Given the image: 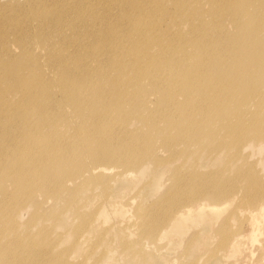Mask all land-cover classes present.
I'll use <instances>...</instances> for the list:
<instances>
[{
	"label": "bare ground",
	"instance_id": "bare-ground-1",
	"mask_svg": "<svg viewBox=\"0 0 264 264\" xmlns=\"http://www.w3.org/2000/svg\"><path fill=\"white\" fill-rule=\"evenodd\" d=\"M253 1L237 11L233 8L236 0H24V6L12 3L11 7L20 11L11 9L13 15L2 13L0 19L25 18L30 28L19 32L25 40L33 37L41 42L31 43V48L41 47L47 61L41 64L25 51L15 59L16 55L0 50V158L10 153L7 163L0 160V178L12 180L11 189L0 186V195L15 194L17 200L11 207L2 199L3 215L21 209L27 194L41 193L56 199L73 189H68L69 183L76 182L74 188L80 184L83 191L100 187L104 205L112 195L108 185L111 179L107 177L111 168L107 165L122 168L112 178L130 180L135 166H143L148 157L153 158L148 154L157 148V129L165 122L171 126L175 120L173 140L168 139L166 144L171 145L170 149L181 143L194 149L193 155L185 154L192 161L188 170L196 169L200 159L217 167L214 176L194 170L187 173L191 181L187 198H229L238 187L242 189L241 204L220 221L221 209L215 205L195 204L192 208L197 215L189 218L183 216L190 210H179L170 220L166 211L163 219L139 213L137 220L139 223L143 218L140 234L144 238L138 235L128 241L120 236L124 251L135 254L134 247L143 240L159 236L157 240L161 241L169 232L181 246L188 220L197 226L204 221L203 241L209 232L218 236L215 264H237L242 257L251 258L249 264H264V244L257 246L255 242L256 236L264 232V183H260L258 175L259 165L264 171V29L259 27L264 26V12ZM208 2L210 9H205ZM169 4L173 5L172 13ZM260 6L264 7V0H260ZM208 15L219 23L226 16L232 24L238 18V26L243 25L241 33L234 36L221 24L209 26ZM165 20L166 26L159 25ZM217 37L234 38L229 48H234V41L239 39L243 43L249 40L255 47L239 45L235 47L236 55H229L227 49L211 45L218 42ZM193 50L198 53L187 60L186 51ZM98 57L104 62L95 72L93 64ZM175 58L179 62L176 67L165 63ZM126 69L127 75H122ZM142 81L147 84L142 90L150 94L140 92ZM107 83L110 93L102 86ZM152 94L158 99L149 109L146 102H151ZM10 95H15L17 101L8 102ZM27 109L28 124L18 130V118L24 116L12 114ZM72 116L80 120L79 128L89 130L72 132L77 125L66 123ZM35 117H43L45 124H34ZM53 118L60 119V123ZM129 122L137 125L134 133L128 131ZM249 147L263 154L256 163L249 162ZM201 178L202 186H194ZM74 196L70 192L62 214L73 207ZM123 209L118 210L119 214L127 213ZM204 211L211 216L206 218ZM81 220V227L89 222ZM97 223L103 227L102 222ZM243 228L248 229L246 235L237 232ZM16 237L12 253L3 252L0 245V264H67L66 252L56 251L52 241L27 246ZM245 240L248 245L242 247ZM195 241L190 238L183 249L182 256L193 259L191 264H197L192 245Z\"/></svg>",
	"mask_w": 264,
	"mask_h": 264
},
{
	"label": "rangeland",
	"instance_id": "rangeland-1",
	"mask_svg": "<svg viewBox=\"0 0 264 264\" xmlns=\"http://www.w3.org/2000/svg\"><path fill=\"white\" fill-rule=\"evenodd\" d=\"M23 1L24 0H0V17L2 13L9 15L11 14L10 12H13V9L16 11V8L11 7L12 3H15V5H23ZM249 1L250 0H236V4L233 8L237 11L241 5L244 3L248 4ZM253 3L256 6H259L260 10L264 12V7L260 6V0H254ZM210 5V2H208V4L204 6L205 9H207V6H209L210 9ZM146 6L148 5L146 4ZM168 6L169 12H174L173 5L169 4ZM145 8L149 9L148 7ZM17 11L20 10L17 9ZM231 13L233 14L232 11ZM17 17V19H14L13 16L8 19H0V22H3V24H0V30H3L2 34L0 33V50L5 51L9 55H16L15 59L18 58L21 51L31 52L41 64H45L47 61V53L45 54V51L41 47H36L35 50L31 48V43L38 44L41 42L34 41L33 37H29L31 40L24 39V35L19 32V29L30 28V24L25 21V18L22 16ZM235 17L237 18L236 15ZM211 18L213 17L210 15L206 17V20L210 23H207L209 26L212 24H221L223 30H226L234 36H238L242 31L243 25L238 26V18L234 24L230 22V17L228 16H226L225 19H221V23L213 22V19ZM159 25L166 26L167 21H162ZM259 27L264 29V26ZM56 32L59 33L57 30ZM63 37L64 36L62 35V38ZM18 39L23 45L18 43ZM232 39L234 38L217 37L215 40L218 42L211 45H218L222 49H227L225 51L229 53V55H236L235 47L239 45L244 46L246 49L255 47L249 40L243 43L239 39L234 41V44L232 45L234 48H229ZM153 51L155 52L156 50ZM205 51L207 52L206 49ZM186 53L188 54L186 58L189 60L190 55L198 52L193 50L189 53L186 51ZM159 57H164V54ZM103 62V59L100 57L97 58V63L93 64L95 72L100 69V65ZM165 63H172L171 65L173 66L171 67L174 68L179 62L178 59L175 58L172 62ZM111 75L116 76L117 74L112 73ZM122 75H127V69ZM102 86L103 89L106 90V93H110V86L108 83L102 84ZM146 86L147 84H144L142 81L140 83V92L150 94L151 91L149 93V91L142 90L145 89ZM157 94L160 97V92H157ZM152 95L153 96L149 97L151 102H146V106H148L149 109L154 107V102L158 99L157 95ZM7 100L8 102L14 103L17 101V97L15 95H10V99L7 98ZM105 103L110 105L109 102ZM12 115L24 116L18 118L16 123L18 125V130L21 128V125L28 124L30 116L28 114V109L24 113L21 111H15ZM49 116L53 117L51 114ZM33 120H35L34 124H37V121L45 124L43 117H35ZM52 120H56L60 123V119L58 118H53ZM175 122L176 121L173 120L171 126L166 122L160 125L161 128L157 129L155 132L156 134H160L157 136V148L154 153L149 152L148 154V156L153 155V158L148 157L147 163L143 166H135L132 169V171H135L133 172L134 176H132L130 180L120 181L117 177L112 178L111 175L118 173V170H121L122 168H118L116 165L112 168L107 165V167L111 168L110 171H112H109V174L107 175V177L111 179L110 184L108 185L110 186V193L112 192V195L109 202H106L104 205H102L103 194L102 191H100V187H93V191H91L90 188L87 189V191H83V188L79 187L80 184L77 186L78 188H74L78 183L76 182L74 184L69 183L67 185L68 189H73L67 191L63 195H59V197L57 196L56 199L54 197L46 198L41 193H36L34 196L27 194L25 204L21 209H17L15 212H7L5 215H3L1 209L0 245L3 246L1 250L3 252L12 253L15 249L13 240L16 235L20 241L27 246L32 243L44 245L45 243L52 241L55 245L56 251L66 252L67 264H191L189 261H192L193 259L190 258V260H188L182 256L183 249L186 241L190 238H196V241L193 242L192 245L194 247V259L197 260V264H215V247L218 244V236L217 234H214V232H209L208 235H205L207 238L206 241H203L201 233L205 229L204 221H200L201 225L197 226L188 220V223L185 226L187 235L183 237V242L180 244L181 246H179L176 241L172 240L173 232L165 234L164 240L162 239L161 241L157 240L159 236L157 239L154 237L152 239H146V241L143 240V243L134 247L137 251L135 254L125 252L123 244L119 241L120 236L128 238V241H134L138 235H140L139 238H144V236L140 234V230L143 227V221L141 223L143 218L139 220V223L137 220L140 218L139 213L141 216L142 213H146L147 216L158 215L159 218H162L165 215L164 211H166L168 216L167 219L170 220L174 213H177L179 210H183L185 213L187 210H190V212L186 213V216L183 217H196L197 213L192 208L195 204H203L205 206L215 205L221 209L220 216L215 214V216L219 217L218 221H220V219L223 220L233 208H236V206L241 204L242 189H239L238 187H236L234 192L229 195V198L224 196L218 199H212L208 195L205 197L199 196L195 201H190L191 198H187V195L191 194L189 191L191 181L190 176L187 173L194 170L197 173L214 176L217 167L213 164H206V162H204L206 160L200 159L201 162L197 165L196 169L188 170L192 167V161L189 160L187 156L193 155L194 149L191 147L186 148L184 143L178 144L179 146L176 145L177 147L173 146V148L170 149L171 145L167 146L166 144L168 139H171V142L173 140L175 132L172 127ZM66 123L77 125L76 129H72V132H86L89 130L79 128L80 120L73 116L68 118ZM127 126L128 131L131 133L136 131L137 125L135 123L129 122ZM46 130L48 129L46 128ZM248 151L250 163H256V161L263 155H260L258 149L255 147H249ZM179 154H183L186 158L180 157ZM9 156L7 158H0V160L7 163ZM258 169H260L258 174L260 177V183H264V171L260 165L258 166ZM137 170L139 171L136 172ZM175 171L180 174L179 179L177 178L178 174ZM18 179H22V177H18ZM208 179L214 180L213 178ZM15 180L16 178L13 182H15ZM11 182L12 180L10 179L6 178L2 180L0 178V186H9V189H11ZM202 183L203 180L201 178V180L197 181L194 186L200 187L202 186ZM172 189L173 191H171ZM178 190L180 195L178 194ZM181 191H183V193ZM70 192L75 194L74 197L76 200L72 198L71 200H75L72 205L73 207L65 210L62 214L61 209L64 207L65 201L70 196ZM171 192L173 193L171 194L172 196L170 195ZM236 193L238 194L236 195ZM90 194H93V196H89ZM3 198L8 201L11 207L17 202V200H15V194L12 196L7 194L4 197L0 195V204ZM127 203H130V206L124 205ZM114 204L116 205L114 206ZM122 207L126 208L127 213L119 214V209L124 211ZM203 213L206 215V218L211 216L207 214V211H204ZM4 218L6 220H4ZM81 218L86 219V221L89 220V222L82 227L83 220H81ZM95 220L97 222H102L103 227L101 224L94 222ZM133 221H136L135 226H132ZM217 224L218 222H215V227ZM247 231V228L237 230V232L243 235H246ZM46 233L49 235L47 236ZM256 238H258V240L255 241L257 246L264 244V232L258 234ZM246 245L248 244L245 240L242 247ZM30 246L32 247V245ZM250 260L251 258L242 257L237 261V264H249ZM168 261L174 263H169Z\"/></svg>",
	"mask_w": 264,
	"mask_h": 264
}]
</instances>
